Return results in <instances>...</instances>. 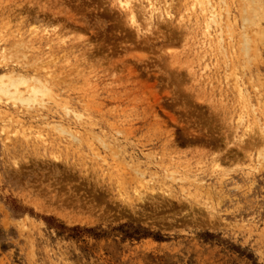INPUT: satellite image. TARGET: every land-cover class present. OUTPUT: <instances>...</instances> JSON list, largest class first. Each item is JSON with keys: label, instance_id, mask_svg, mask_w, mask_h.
I'll return each mask as SVG.
<instances>
[{"label": "rangeland", "instance_id": "obj_1", "mask_svg": "<svg viewBox=\"0 0 264 264\" xmlns=\"http://www.w3.org/2000/svg\"><path fill=\"white\" fill-rule=\"evenodd\" d=\"M198 2L0 0L51 91L0 94V264H264V0Z\"/></svg>", "mask_w": 264, "mask_h": 264}, {"label": "bare ground", "instance_id": "obj_2", "mask_svg": "<svg viewBox=\"0 0 264 264\" xmlns=\"http://www.w3.org/2000/svg\"><path fill=\"white\" fill-rule=\"evenodd\" d=\"M222 2H223V1H222ZM198 3L201 4L202 2H200V0H199ZM198 3H197V4H198ZM208 3H209V2H208ZM200 4H199V5H200ZM206 4H207V2H206ZM207 5H209V4H207ZM120 6H121V8H122L124 11H129V12H128L129 15H133L132 11H130L131 8L129 9V6H130V5L128 4V2L120 1ZM214 18H215V17H214ZM252 18H253V17H252ZM219 19H220V18H219ZM132 20H133V18H132ZM250 20H251V19H250ZM211 21H212V20H211ZM245 21H246V20H245ZM248 21H249V20H248ZM252 21H253V20H252ZM213 24H214V23H213ZM249 24H250V22H249ZM215 25H216V24H215ZM206 26H207V25H206ZM208 26H209V24H208ZM220 34H221V33H220ZM247 42H248V41H247ZM247 42H246V43H247ZM246 52H247V51H246ZM247 54H248V53H247ZM2 77H3V76H2ZM16 78H17V77H16ZM3 79H4V78H3ZM3 79L0 78V84H1V85H2V82L4 81ZM17 79H18V78H17ZM17 79H16V80H17ZM8 80H10V79L8 78ZM14 80H15V79H12L13 82H14ZM18 80H20V79H18ZM22 80H23V79H21L20 82H19V85H21V86H23V84H20ZM24 80H25V79H24ZM24 80H23V81H24ZM1 81H2V82H1ZM12 81L10 80V81H8V82H12ZM8 82H6V86H7ZM13 82H12V83H13ZM15 83H17V81H15ZM22 83H23V82H22ZM27 83H28V82H27ZM4 84H5V83H4ZM24 84L26 85V83H24ZM1 85H0V86H1ZM19 85L16 84V85L14 86V89H15V91H14V89H13V92H14V93H13V92L10 93V92H9L10 90H8V91L5 90V89L3 90V89H2V88H3V85H2L1 88H0V94H1V95H2V94H3V95H4V94L8 95V96H6V97H7V98L10 97V98H11V99H10L11 101H12V99H14V100L16 99V100L14 101L15 103H16V101L19 100V102L21 101V102H25V103H36V104H41L42 101H41V103H39L37 100H39L40 98H42V97H44V96H40V98L38 99L37 95H38V94L45 95V96L47 95L46 100H48L47 98H49V96H48L47 93H51L50 89H47V87H45V85H42V87L40 86L42 89L39 87L41 90H36V89H38V87H37L35 90H34L35 87L33 88V90H30V93H31V94L33 93L32 96L34 95V97H35V98L37 97V99H35V98H33V97L31 98V94H30V93H29L30 96H29V94H28V96H29L31 99H30L29 97H26V99H23V98H21V91L18 90V86H19ZM6 86H4V88H6V89L8 88V89H9L8 86H10V84H8L7 87H6ZM12 87H13V86H12ZM43 87L46 88L47 90H45ZM19 89H20V87H19ZM43 91H44V92H43ZM45 91H46V92H45ZM49 91H50V92H49ZM45 93H46V94H45ZM19 94H20V95H19ZM25 94H26V93H25ZM25 94H23V95H25ZM50 97H51V96H50ZM44 98H45V97H44ZM44 98H43V99H44ZM8 99H9V98H8ZM49 99H50V98H49ZM36 101H37L38 103H37ZM39 101H40V100H39ZM19 102H18V103H19ZM23 105H25V104L23 103ZM30 105H31V104H30ZM30 105L28 104V106H30ZM26 106H27V104H26ZM31 106H32V105H31ZM33 106H34V105H33ZM61 131H62V130H61ZM62 132H63V131H62Z\"/></svg>", "mask_w": 264, "mask_h": 264}, {"label": "trees", "instance_id": "obj_3", "mask_svg": "<svg viewBox=\"0 0 264 264\" xmlns=\"http://www.w3.org/2000/svg\"><path fill=\"white\" fill-rule=\"evenodd\" d=\"M63 229H67V228L64 227ZM72 230H73V231H74V230L76 231V230H80V228H79V227H76V228H74V229H72Z\"/></svg>", "mask_w": 264, "mask_h": 264}]
</instances>
